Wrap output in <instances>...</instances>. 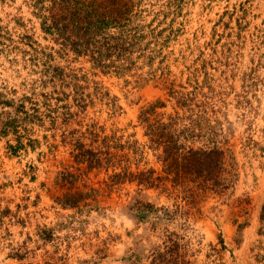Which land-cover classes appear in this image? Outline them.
I'll list each match as a JSON object with an SVG mask.
<instances>
[{
    "label": "rangeland",
    "instance_id": "1",
    "mask_svg": "<svg viewBox=\"0 0 264 264\" xmlns=\"http://www.w3.org/2000/svg\"><path fill=\"white\" fill-rule=\"evenodd\" d=\"M74 1L0 0V264H264V0H81L60 32ZM148 123L221 166L175 182ZM66 170L94 196L61 204Z\"/></svg>",
    "mask_w": 264,
    "mask_h": 264
},
{
    "label": "trees",
    "instance_id": "2",
    "mask_svg": "<svg viewBox=\"0 0 264 264\" xmlns=\"http://www.w3.org/2000/svg\"><path fill=\"white\" fill-rule=\"evenodd\" d=\"M78 3V5H74ZM74 6V8H72ZM81 0H75L71 4V9L67 8L66 5H61L60 10L53 14V21L58 30L62 32L68 25H71L69 29L76 27L87 28L88 25H82L83 19L82 14H80ZM62 21L59 23V21ZM88 24L90 23L87 21ZM146 119V117L144 118ZM148 133L150 135L149 139L155 146L161 148L158 158L162 163L163 170L166 174H171L172 180L178 181L181 176H191L198 177L202 171L207 170V172H213L219 169L221 166V155L222 150L211 147V148H192L176 141L175 134L168 131L165 125H159L148 123L147 125ZM77 150L73 153V157L76 162H84L85 168L98 167L107 161L106 156L101 155L104 152L100 149H92L83 147L80 143L76 145ZM144 171L138 172L136 175L139 177L138 181L148 180L150 174H144ZM149 173V172H148ZM130 174V173H129ZM211 173H208L210 176ZM77 177L72 171H64L61 176V180L68 183V189L62 192L57 200L63 205L78 206L79 201L87 198L93 197L94 188H88V190H82L80 188L72 189L73 181ZM124 177V172H113L110 174L111 182H117ZM205 179H210V177H203ZM213 183V182H212ZM84 204L90 203L87 201H82Z\"/></svg>",
    "mask_w": 264,
    "mask_h": 264
}]
</instances>
